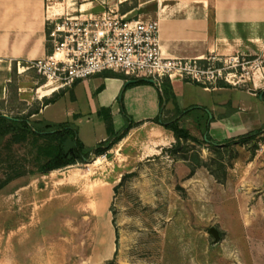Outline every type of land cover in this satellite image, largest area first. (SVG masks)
<instances>
[{
    "label": "rangeland",
    "instance_id": "1",
    "mask_svg": "<svg viewBox=\"0 0 264 264\" xmlns=\"http://www.w3.org/2000/svg\"><path fill=\"white\" fill-rule=\"evenodd\" d=\"M73 1L63 7L71 9ZM116 3L109 0L103 10ZM122 5L133 7L129 16L141 18L153 17L156 9L154 0H125L118 3L119 11ZM207 59L205 64L221 68L223 77L208 91L189 80L171 81L179 105L210 106L228 97L257 103L263 124L264 98L246 93L258 94L264 87V42L243 54ZM29 64L12 63L0 113L15 117L32 110L37 112L31 121L71 122L93 147L107 133L103 123L95 115L80 122L67 115L70 108L90 110L88 94L64 86L49 94L54 101L45 105L46 79ZM216 86L225 89L212 92ZM163 108L171 111L167 117L174 113L172 101ZM230 110L229 104L221 112ZM181 124L198 141H184L176 158L170 156L171 145L145 154L146 133L140 130L114 144L99 163L92 155L88 163L45 175L29 162V145H13L17 158L35 174L16 178L0 191V264H264V134L214 148L202 141L191 115ZM6 164L0 162V178L9 173Z\"/></svg>",
    "mask_w": 264,
    "mask_h": 264
},
{
    "label": "crops",
    "instance_id": "2",
    "mask_svg": "<svg viewBox=\"0 0 264 264\" xmlns=\"http://www.w3.org/2000/svg\"><path fill=\"white\" fill-rule=\"evenodd\" d=\"M65 1L0 0V97L4 95L13 62L21 59L31 61L46 54V30L53 26L58 17L72 12L97 14L103 11L104 3L109 2L75 0L72 2L76 3L75 6L68 9L63 7ZM123 1L125 0H117L114 6L117 7ZM154 1L156 9L153 17L159 22L161 51L165 56L201 59L217 55L230 56L243 54L264 42V0ZM56 5H62V8L56 9ZM110 72L112 71H103L77 80L69 86L71 91H85L88 99H91L90 110L69 109L67 115L73 114V122L95 115L104 125L98 113L102 108H110L114 130L120 131L127 122L121 113L122 99L126 113L134 122L139 123L130 128L122 139L144 130L147 144L144 152L147 155L157 154L163 147L174 143L172 132L152 121L162 110L158 88L153 84L126 86L130 79L109 76ZM202 88L208 91V88ZM224 89L223 86H216L212 92ZM261 91L264 92V87ZM246 94L257 99L260 97L256 92ZM261 94L263 98V93ZM44 98L49 97L47 95ZM73 99H77V96L74 95ZM177 104L180 109H185L178 102ZM229 104L230 112L222 113V107ZM199 107L206 108L212 114L210 120L208 116V133L215 141L236 138L264 124L257 118V103L247 105L242 100L236 101L228 97L215 100L210 106L200 104ZM189 115L200 130L198 113L186 116ZM78 137L80 138L79 134ZM107 137V133L102 135L101 139L94 140V145Z\"/></svg>",
    "mask_w": 264,
    "mask_h": 264
},
{
    "label": "built area",
    "instance_id": "3",
    "mask_svg": "<svg viewBox=\"0 0 264 264\" xmlns=\"http://www.w3.org/2000/svg\"><path fill=\"white\" fill-rule=\"evenodd\" d=\"M49 37L53 51L31 60L27 68H34L46 79L44 85L56 84V89L103 71L154 79L158 86L166 78L189 80L206 89L223 77L221 68L212 70L205 64L207 58L163 55L158 19L129 16L117 7L97 14L65 13L54 21Z\"/></svg>",
    "mask_w": 264,
    "mask_h": 264
},
{
    "label": "trees",
    "instance_id": "4",
    "mask_svg": "<svg viewBox=\"0 0 264 264\" xmlns=\"http://www.w3.org/2000/svg\"><path fill=\"white\" fill-rule=\"evenodd\" d=\"M133 7L120 8V12L124 13L132 9ZM50 29L46 30L47 41L50 42L49 37ZM47 42L46 50L47 54L53 51L52 46ZM14 68L12 69V71ZM109 76L128 79L124 74L117 72H110ZM136 84H153L148 79L137 78L134 82L128 83L126 86ZM155 85L159 90L160 106L164 103L172 101L174 105V113L172 116L167 117L171 112L167 108H162L159 115L154 117L152 121L157 123L167 130H170L174 136L175 142L171 144L168 149L170 150V156L176 158L175 152L179 151V148H183V142L187 140L198 141L194 137L189 129L181 124V119L190 114L192 110H196L198 113L197 120L200 125V131L202 133V141L214 148H218L219 145H229L237 138L242 141L255 139L259 135L264 134V124L255 130L249 131L236 138L226 139L224 141H215L208 133L209 122L208 112L203 107H188L180 109L178 107L175 94L172 89L171 81L169 79H162L160 86ZM162 87L164 89H162ZM264 92L259 91L258 94ZM44 104L47 105L53 102L54 99L45 98ZM121 113L126 119V124L120 131H115L113 121L111 117L110 108H102L99 111V115L102 117L108 137L98 142L93 147H87L83 141L78 137V131L71 122H59L50 123L43 120L31 121L29 117L37 111L30 110L25 115H19L12 118L2 116L0 113V162L5 161L6 166L9 168V173L4 178H0V191L9 184L12 180L24 176L25 174H35V171L28 170L25 161L18 159L14 154L13 145L25 144L29 145V150L33 155V159L29 162L33 163L36 172L40 175L48 174L54 170L63 169L67 166L77 163H88L92 155L100 156L106 155L107 152L118 143L129 131L130 128L139 124L132 120V118L126 113L122 99H120ZM166 115V116H165ZM202 126V127H201ZM206 134V138L204 137ZM201 141V142H202ZM183 160H188L186 157H180ZM196 166L201 164V161L196 158ZM221 164V163H220ZM216 177H218L216 175ZM219 178V177H218Z\"/></svg>",
    "mask_w": 264,
    "mask_h": 264
},
{
    "label": "bare ground",
    "instance_id": "5",
    "mask_svg": "<svg viewBox=\"0 0 264 264\" xmlns=\"http://www.w3.org/2000/svg\"><path fill=\"white\" fill-rule=\"evenodd\" d=\"M18 52V49L16 48L15 49V53H17ZM52 85V83H47V84H45V85H43V87H48L46 90H44V91H42V92H44L43 94H42V96H47V95H49V94H51L53 91H55L56 90V88L55 87H52L51 86ZM41 88V87H40ZM104 156V155H103ZM100 159H102V156L100 155V156H97L96 158H95V162L96 163H99V160Z\"/></svg>",
    "mask_w": 264,
    "mask_h": 264
},
{
    "label": "water",
    "instance_id": "6",
    "mask_svg": "<svg viewBox=\"0 0 264 264\" xmlns=\"http://www.w3.org/2000/svg\"><path fill=\"white\" fill-rule=\"evenodd\" d=\"M134 81H135V79H130V80L127 81V83H131V82H134ZM149 81H150L151 83H153V84H156V81H155L154 79H149ZM260 98H262V94H260ZM164 104H165V103H164ZM164 104L162 105L161 108H163ZM206 111H207L208 114H209V120H210L211 117H212V114H211L208 110H206ZM2 116H6V117H8V118H12L11 116L6 115V114H2ZM204 137L206 138V134H204ZM211 232H212V231H211ZM108 264H115V263H108Z\"/></svg>",
    "mask_w": 264,
    "mask_h": 264
}]
</instances>
